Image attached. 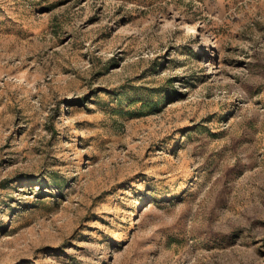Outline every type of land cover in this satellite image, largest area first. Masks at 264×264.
I'll list each match as a JSON object with an SVG mask.
<instances>
[{"label": "rangeland", "instance_id": "1", "mask_svg": "<svg viewBox=\"0 0 264 264\" xmlns=\"http://www.w3.org/2000/svg\"><path fill=\"white\" fill-rule=\"evenodd\" d=\"M0 264H264V0H0Z\"/></svg>", "mask_w": 264, "mask_h": 264}]
</instances>
